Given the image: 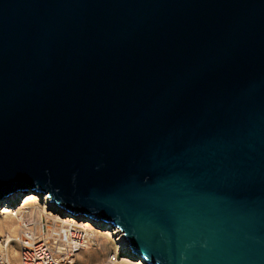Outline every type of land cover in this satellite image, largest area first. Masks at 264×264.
I'll list each match as a JSON object with an SVG mask.
<instances>
[{
    "label": "water",
    "instance_id": "1",
    "mask_svg": "<svg viewBox=\"0 0 264 264\" xmlns=\"http://www.w3.org/2000/svg\"><path fill=\"white\" fill-rule=\"evenodd\" d=\"M18 194L146 264H264V0H0Z\"/></svg>",
    "mask_w": 264,
    "mask_h": 264
},
{
    "label": "built area",
    "instance_id": "2",
    "mask_svg": "<svg viewBox=\"0 0 264 264\" xmlns=\"http://www.w3.org/2000/svg\"><path fill=\"white\" fill-rule=\"evenodd\" d=\"M8 210V215L16 223L18 264H69L74 254L87 245V231L78 226L80 221L62 218L48 210L47 214L25 208ZM10 242L8 235H0V264H9L7 248ZM119 258V255L112 254L108 263L114 264Z\"/></svg>",
    "mask_w": 264,
    "mask_h": 264
},
{
    "label": "rangeland",
    "instance_id": "3",
    "mask_svg": "<svg viewBox=\"0 0 264 264\" xmlns=\"http://www.w3.org/2000/svg\"><path fill=\"white\" fill-rule=\"evenodd\" d=\"M21 195L22 194L14 195L15 200L12 202L9 201L12 195L9 196V198L7 197L5 203L3 204L4 210H2L3 208H0V235L6 234L11 238V242L9 243V246L7 248V254L10 264H18L15 242V239L17 237V229L16 223L8 215V209L16 203H18V206H16L14 209L25 208L28 211H43L44 206H46L45 202H43V198H38L37 195L32 194L35 199L28 201L26 199L29 196H24L23 198H21ZM9 202L10 204H7ZM6 206L8 207V209ZM49 211L50 210H48V212ZM82 222L83 221H80L79 223ZM84 229L88 232L90 243L87 244L85 248L78 251V253L74 254L69 264H110L108 263V257L112 254L120 256L118 261L114 264H141V258H138V260H136L135 258L128 255V252H123L125 248L120 246V244L123 242L125 243V241L116 230H101L100 228H95L94 226H90Z\"/></svg>",
    "mask_w": 264,
    "mask_h": 264
},
{
    "label": "bare ground",
    "instance_id": "4",
    "mask_svg": "<svg viewBox=\"0 0 264 264\" xmlns=\"http://www.w3.org/2000/svg\"><path fill=\"white\" fill-rule=\"evenodd\" d=\"M9 196H11V195H9ZM9 196H8V198H9ZM27 196H29L26 200L28 201V200H32V199H35L33 196H32V194H30V195H27ZM11 199L9 200V201H14L15 200V197H14V195H12L11 197H10ZM7 199V198H6ZM6 201V200H5ZM44 202H45V204H46V200H44ZM7 204H10V202L9 203H7ZM13 204V203H12ZM7 207V206H6ZM22 207V206H21ZM2 208H3V205H2ZM45 208V209H44ZM44 208H43V212H45L46 213V211L47 210H49V207H47V206H44ZM7 209H8V207H7ZM19 209V208H18ZM2 210H4V208L2 209ZM1 210V211H2ZM9 211L10 210H8L7 212L9 213ZM41 212V211H40ZM47 214V213H46ZM48 214H50V213H48ZM6 219V218H5ZM93 222V223H92ZM81 225H78V226H80L81 228H88V227H90V226H93V224H99V222H94L93 220H90V222L89 221H87L86 223L85 222H82V223H80ZM85 230V229H84ZM86 231V230H85ZM111 231H112V229H111ZM86 236H87V244H89L90 242H89V236H88V232H86ZM92 240V239H91ZM120 246H122V247H124L125 248V250H123V252L125 253V252H128L129 253V251H128V248H127V245L123 242V243H121L120 244ZM85 248V247H84ZM78 253V252H77ZM139 258V257H138ZM138 258L136 259V260H138ZM118 261V260H117ZM116 261V262H117ZM10 264V263H9ZM141 264H146L143 260H141Z\"/></svg>",
    "mask_w": 264,
    "mask_h": 264
}]
</instances>
